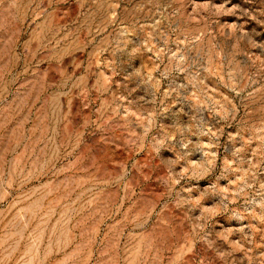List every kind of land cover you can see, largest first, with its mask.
<instances>
[{
    "label": "rangeland",
    "instance_id": "374dc122",
    "mask_svg": "<svg viewBox=\"0 0 264 264\" xmlns=\"http://www.w3.org/2000/svg\"><path fill=\"white\" fill-rule=\"evenodd\" d=\"M0 264H264V0H0Z\"/></svg>",
    "mask_w": 264,
    "mask_h": 264
}]
</instances>
